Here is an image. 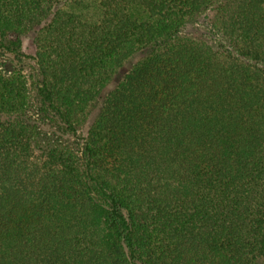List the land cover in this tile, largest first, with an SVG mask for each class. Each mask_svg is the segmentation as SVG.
Here are the masks:
<instances>
[{
    "label": "trees",
    "instance_id": "1",
    "mask_svg": "<svg viewBox=\"0 0 264 264\" xmlns=\"http://www.w3.org/2000/svg\"><path fill=\"white\" fill-rule=\"evenodd\" d=\"M84 1L0 0V51L20 64L10 34L37 26L72 136L99 102L76 150L53 145L0 69V264H264V0Z\"/></svg>",
    "mask_w": 264,
    "mask_h": 264
},
{
    "label": "rangeland",
    "instance_id": "2",
    "mask_svg": "<svg viewBox=\"0 0 264 264\" xmlns=\"http://www.w3.org/2000/svg\"><path fill=\"white\" fill-rule=\"evenodd\" d=\"M79 10L86 18L95 20L99 16V9L91 1H84L80 4ZM37 26L35 24H23L16 31L10 34L11 40L20 42V52L22 59L20 64L13 59V54L8 51H0V69L3 72L21 69L25 75L29 90V105L23 115V120L28 123L38 137L53 145H61L76 150L77 138L84 137L87 133V128L95 119L98 110L99 102L91 104L84 114L74 118V125L77 132V137L72 136L66 129L65 125L58 120L55 114L48 109L47 105L42 102L39 94L38 67L33 59L35 52L34 36ZM187 31L190 32H205L208 38L209 27L205 24L203 18H199L193 24L187 26ZM125 69V68H124ZM124 69H119L118 77L123 74Z\"/></svg>",
    "mask_w": 264,
    "mask_h": 264
}]
</instances>
